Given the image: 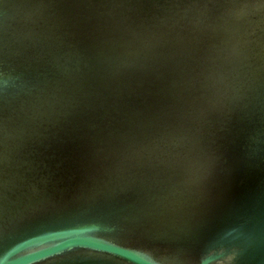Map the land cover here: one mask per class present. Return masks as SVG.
Instances as JSON below:
<instances>
[{
	"label": "water",
	"instance_id": "95a60500",
	"mask_svg": "<svg viewBox=\"0 0 264 264\" xmlns=\"http://www.w3.org/2000/svg\"><path fill=\"white\" fill-rule=\"evenodd\" d=\"M0 264H264V0H0Z\"/></svg>",
	"mask_w": 264,
	"mask_h": 264
}]
</instances>
